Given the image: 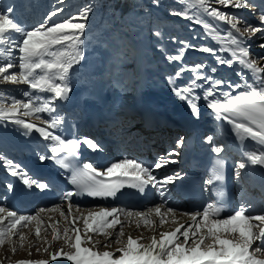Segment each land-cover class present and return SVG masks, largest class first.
Instances as JSON below:
<instances>
[{"label": "snow or ice", "instance_id": "1", "mask_svg": "<svg viewBox=\"0 0 264 264\" xmlns=\"http://www.w3.org/2000/svg\"><path fill=\"white\" fill-rule=\"evenodd\" d=\"M195 3L210 17L229 24L230 29L240 33L239 37L230 36L229 42L235 47L224 50L231 51L233 59L249 69L254 77L259 79V85L247 84L246 90L239 94L232 95L229 92H223L221 93L224 97L223 100H208L209 97L215 95L216 89L223 85L224 81L213 80L211 76H205L202 71H199L205 66L195 65L198 71L189 84L174 87L173 90L181 99L189 101L193 113H198V107L193 102V100L199 99L195 95V89L201 87L197 81L211 82L212 87L205 89L204 97L208 101V108L225 119L227 123L233 125L238 136L244 134L264 146V78L260 76L261 73H264V66H259L264 57L249 58L251 53L249 48L245 46L244 40L245 36L250 38L258 32H264V13L259 16L261 26H252L231 12L213 7V4L235 9L255 7L250 0H195ZM12 11L11 8H8L6 12L0 11V41L12 45L8 49L9 54L13 50L18 51L19 72L10 71L17 67V64L13 62L0 63V83L25 84L34 92H48L51 95L45 98L46 103L37 107L29 92L24 91V96L28 98L27 101L14 99L9 108H0V118L8 119L28 130L35 129L45 140L50 139L56 142L50 148L51 157L42 154L39 157L41 162L46 159H58L60 152L76 154L81 143L86 144L92 150H97L98 145L91 138L85 137L82 141L65 140L48 132L46 128L17 118L21 114L28 116L31 113L54 111V102L65 98L70 91L67 83L68 74L74 64L80 63L83 55L79 50V45L82 43L81 37L86 28L90 8L85 7L79 13L66 17L62 21H52V18L58 15V11H62V9H54L47 17V21H52L51 24L46 22L31 30L22 28L11 15ZM172 14L185 19H193L194 23H202V21L190 17L187 10H173ZM241 23L245 25L243 29L237 27ZM204 27L209 28L210 26L204 24ZM10 33H19L20 35L17 37ZM156 34L160 35L159 32ZM181 43L186 44V42ZM66 44L75 48L74 54L65 51H53L55 46L63 47ZM260 46L264 48V44ZM189 47L195 48L193 45H189ZM196 50L212 55H215L217 51L208 46H200ZM49 56L53 59H45ZM66 56H70V58L65 59ZM178 58L170 57L169 59ZM217 60L218 63L228 66L233 63V60H224L219 57ZM212 71L215 72L216 69L213 68ZM176 75L179 77L180 72H177ZM230 87L238 88L240 86L230 85ZM21 109L24 110L22 113ZM42 122L48 128L55 127L57 123L55 120ZM207 139L209 143L212 142V137ZM182 144L183 138L177 141V148L181 147ZM212 151L219 155L223 148L213 146ZM178 155V151L171 150L166 157H160L153 167L158 169L167 163H175L176 161L172 157ZM248 161L253 165H264V149L259 155L255 152L248 153ZM59 162L64 163L63 160H59ZM236 167L244 169L246 163L240 162ZM152 171L153 168L129 159L113 163L104 171H98L90 162L84 163L83 168L74 173L71 180L76 191H66L62 196V199L68 202L67 215L65 216L64 212L60 210V206L40 210L41 212L60 211L61 217L68 222V226L63 229L62 236L55 225H48L52 229V240L63 241L64 245L59 250L49 253L50 258L56 260L63 257L71 264H264V213H249L243 205L240 210L226 217L221 216L220 211L213 204H208L191 213L182 211L180 214L188 216L191 223L180 224L174 231L162 232L159 239L153 236L149 244L142 243V238L133 239L128 236L126 241L122 239L124 232L120 215L123 214L126 218L138 217L139 221H143L146 225L153 223L149 219L148 213L143 211L133 212L117 207L101 206L98 213L92 210H87L85 213L79 205H76L75 207L77 211L81 212V215L79 217L73 216L71 199L73 196L83 193L91 197H114L124 183H116L110 179H99V177H129L127 181L129 186L139 187L141 192H143L144 186L150 183L153 187L163 189L165 185L171 184L179 178V176L168 175L157 180L152 175ZM11 174L13 176L20 175L23 182L29 186L35 182L20 173L18 166L11 170ZM35 183L42 189L47 187L44 183ZM8 187L11 189L12 185ZM159 194L161 197L164 196L163 191H160ZM162 207H164L163 202L148 210L161 217V224L164 223V214L161 213ZM175 211L171 207L167 208L168 213ZM80 219L83 220V229L76 227V223ZM139 221L137 227H139ZM33 222L37 224L35 235L39 239L41 221L38 216L20 215L6 207H0V246L6 241L11 242L13 237L17 235L19 240L23 242L26 236L20 229L27 228ZM118 225L120 226L118 232L108 231L109 229L115 230ZM90 234L103 235L106 241L103 244L104 248H110L113 244L118 246L114 251H100L97 249L100 242L93 243ZM113 234H115L114 240L110 239ZM44 243L47 244L48 241L45 240ZM21 247H23V243H21ZM12 251L15 252L16 249L13 248ZM37 251L39 252L40 249L37 248ZM44 251L48 252V248H44ZM17 264H48V261H18Z\"/></svg>", "mask_w": 264, "mask_h": 264}, {"label": "bare ground", "instance_id": "2", "mask_svg": "<svg viewBox=\"0 0 264 264\" xmlns=\"http://www.w3.org/2000/svg\"><path fill=\"white\" fill-rule=\"evenodd\" d=\"M239 28H243L242 25L238 24ZM219 36H217L215 40L217 43V47L213 46H208L211 48H217L216 54L212 55L207 53L208 55H203L204 53L199 52L195 56L191 57H186L185 61H180V65H178L173 72H168V71H162L161 69V78H157L155 75L154 70H150L147 75H145L143 81L139 84L138 82L135 83V86L137 87V90L133 93H135L132 98L130 107L128 109V112L122 113L118 112V109L114 111V106H115V97H118V93H116L115 97H113L111 94L107 92V90L104 88V82H106L107 75L111 71L109 70L108 67V62H109V57L104 56L102 58V65L98 67L97 60L95 59H88L85 62V67L86 70L88 71V77L97 81L93 85L92 89L89 88H73L70 89V91L66 94L65 98L56 100L54 102V110L55 111H61L63 114L70 115L69 121H64L63 123L60 122L59 120H56L54 118H51L49 116V111L46 112H40V113H31L28 116H26V120L21 119L24 116L19 117V119L30 122L35 125H42L43 127H47L46 124H44L42 121H52L55 120L57 121L55 127L49 128V130L54 133L55 135L59 137H63L64 135L68 134L69 136H73L75 132L78 130L79 133H83L84 135L86 134L85 128H78L76 130V126H81L83 123L81 122L82 119V110H87L89 107L92 105L94 106V110L96 115H93L95 121L96 119L99 120H114L115 122L117 121L116 126L124 124L125 120H132L135 116L136 113H141L144 112L145 114H148L150 117H164L168 118L169 120H173L174 122L179 120V117L185 113H188L192 111V108L190 106V103L188 100L181 99L176 92L173 90L174 87L177 86H184L188 85L190 80L194 78L195 73L198 71V69L195 68V65H204L205 67L203 69H200L199 71H202L205 76H211L213 80H223L224 84L221 85L218 89H216L215 95L213 97H209L208 100L212 99H220L223 96L221 93L223 92H229L230 85H240L243 86L244 89L246 90V85L247 84H253V85H259V79L255 78L253 73L241 65L238 61L233 59L231 51H226L224 49H230L234 48L235 46L231 45H223V41L229 40L230 41V36H237L239 37L238 32L235 30H225L222 29L220 32ZM214 37V36H210ZM246 39V37H245ZM244 39V40H245ZM135 40V39H134ZM254 41V40H252ZM194 46V45H193ZM200 46H207L206 43H199L198 46H195V48H199ZM245 46L249 48V45H246V40H245ZM193 49V47H192ZM257 48H249L250 51L256 50ZM196 50V49H195ZM258 51V50H257ZM251 53L249 58H255V57H264V52L262 54H258V52ZM205 56V57H203ZM203 57V58H201ZM217 57L220 59L224 60H233V63L231 66H228L226 64H220L218 63ZM194 60L193 62L191 61ZM259 66H264V60H261L259 63ZM215 68L216 71L213 72L212 69ZM242 69L245 71L243 76L238 75V71ZM38 72L40 70H37ZM107 71V75L104 79H100L97 75L102 74L103 72ZM146 72V71H145ZM177 72H180V76L177 77ZM173 73V75H172ZM43 74V73H41ZM261 78H264V73L260 74ZM157 78V79H155ZM174 78V79H173ZM57 82V81H56ZM112 83V82H111ZM111 83L109 86H111ZM198 84L201 85V87L195 89V95L199 97V99L193 100L194 103H196L198 107V116L194 118L196 120L197 124L203 128V130L207 131L205 132V135H209V137H212V139H216V137L222 139V143H215V145L221 146L223 149H225V152L228 154H231L232 156L237 157L236 153H239V149L243 148L244 150V155L245 158H248V153L253 152L254 146H251L250 143L244 142L242 138H239L237 141L232 137V135H221L220 130H221V125L223 124L221 122V119L218 120L219 116L215 112H213L210 108H208L207 103L208 101L205 100V89L212 87L211 82H205L203 80L197 81ZM72 86V85H71ZM224 86V87H222ZM235 89V88H234ZM30 92L33 95H30L32 100L34 101L35 106L39 107L42 104L46 103L45 98L50 96L51 93L48 92H34L33 90L29 89ZM132 93V94H133ZM125 97H128L125 95ZM119 98V97H118ZM224 98V97H223ZM123 100V99H122ZM122 100L120 101V104H122ZM25 101V100H24ZM64 103H69L72 107H74V111H68L64 107ZM23 111H21L22 113ZM119 113V114H118ZM89 114L86 113L85 116H88ZM91 115V114H90ZM121 115V116H120ZM91 117V116H90ZM18 118V117H17ZM12 125L10 134L12 138H15L19 142H24V137L20 133H15L12 132V129L14 128L15 123L11 122H3L1 124V127L3 130H1L2 134L6 136V139H3L2 141L12 145L9 139L10 134L6 129V125ZM122 126V127H124ZM129 127L130 126H125ZM133 129L129 131H125L127 135H130L132 133ZM5 132V133H4ZM168 134V133H166ZM42 137V136H41ZM28 138L30 139L31 136L28 135ZM171 141H174V138L172 136L169 137ZM168 139V140H169ZM44 141L45 139L42 137L40 138L39 142ZM15 141V140H12ZM48 144V142L46 143ZM164 144V145H163ZM162 146L166 147L165 143H163V138L160 140V145L155 148V151H160L162 149ZM42 147L40 144H35L32 142L31 148L33 149V153L37 152L38 149ZM174 150L173 148H170L164 153H160L158 157H156L153 161L152 164L150 165V168H153L152 175L156 177L157 180L162 179L165 176L168 175H173V176H178L176 174V170L172 167V163H167L163 167L155 169L153 166L155 163L159 160L160 157H165L169 153V151ZM259 155V154H257ZM3 156L0 155V161H2ZM175 157H172L174 159ZM124 159L120 161H115L113 163H119L123 161ZM140 161V160H139ZM240 161V160H239ZM4 162V161H3ZM110 165V166H111ZM253 166V164L251 165ZM259 170L261 172L264 171V165H259L257 164ZM0 175H2L3 179H9V171L6 169L5 165H2V168L0 169ZM36 182V181H35ZM32 183L31 186H26L24 182H21V185L25 188L27 193H21V192H15L13 194H8L6 196H2L0 198V207H6L9 210L15 211L16 213L20 215H36L41 221V224L39 225L41 229V235L49 229L48 225L54 224L55 226L61 228H65L68 226V222L64 220L61 215L60 211H44L41 212V209H49V208H54L56 206H60V210L64 212L65 216L67 215L68 212V203L67 201L62 199V196H55L53 194H43V189L37 186V183ZM172 184H167L164 186L163 189H160L159 187L157 188L158 195L157 198L155 199L154 205L152 207H148L145 210H133V212L136 211H143L145 213H148L149 219L153 222L149 225H146L143 223V221H139L138 217H131V218H126L123 214L120 215V220L123 223V232L124 236L122 237L123 240H127L128 236H131L133 239L137 238H142L141 242L144 244H149L151 238L153 235L159 239L160 233L162 232H170L174 231L180 224H188L191 223L190 219L186 215H181L180 213L183 211L185 212L184 204L180 202L171 192ZM160 191L164 192V196H160ZM33 202V205L31 207L32 211L27 212L26 209H24L23 204L18 206L17 204H21L22 202ZM164 203V207L161 208V213L163 215L164 223L167 225L165 226L164 230H161V227L163 224L160 223L161 217L157 216L155 212H149L148 210L150 208H154L157 205H160L161 203ZM204 202V201H202ZM18 206L19 208H16ZM171 207L175 209L176 211L174 213H168L167 208ZM81 210H84L85 213L87 210H92L94 212H99L100 208L98 207H92L88 209L82 208ZM34 211V212H33ZM125 211H131V210H125ZM73 216L74 217H79L81 215L80 211H77L76 207L73 206L72 209ZM33 213V214H32ZM45 220L43 221V219ZM56 221V222H55ZM139 221V227H137V222ZM166 221V222H165ZM76 227L83 229V220L80 219L76 223ZM119 225L115 230L109 229L108 231H112L113 233L119 231ZM37 228V224L35 222L29 224V226L25 228H21L20 230L25 234L26 239L21 242L19 240V236L16 239V244L15 245H20L21 243L25 244V241H28V244L30 247H34L33 250H37V243L35 242L37 240V237L35 235ZM168 229V230H166ZM139 230H145V234H140L138 233ZM166 230V231H165ZM61 232V231H60ZM51 234V233H49ZM62 235V234H61ZM83 235V233H82ZM96 237H100L102 240L100 243L97 245V249L100 251H114V249L118 246L113 244L112 247L110 248H104L103 244L106 242L105 238L103 235H95V234H90ZM52 239V237H51ZM93 239V238H92ZM110 239L114 240L115 239V234H113ZM147 239V241H146ZM51 242V241H50ZM96 241L93 240V243ZM39 243V241H38ZM259 243V242H257ZM42 244V243H41ZM53 247L57 246L54 250L51 247L48 248L47 255L45 256H31L27 257L25 256L26 251H21L19 254L20 256L18 258L16 257H9V258H1L0 264H3L2 262L7 260L5 264H17L18 261H41V260H47L48 264H71L70 261H67L63 259V257L57 258L56 260H52L49 256V253H53L57 250H59L61 247H64L61 245V241H53ZM56 244V245H55ZM25 246V245H24ZM85 246H91V245H85ZM26 247V246H25ZM36 247V248H35ZM42 247V246H41ZM67 251V249L65 248ZM46 253V252H45ZM44 253V254H45ZM119 255V253H116Z\"/></svg>", "mask_w": 264, "mask_h": 264}, {"label": "rangeland", "instance_id": "3", "mask_svg": "<svg viewBox=\"0 0 264 264\" xmlns=\"http://www.w3.org/2000/svg\"><path fill=\"white\" fill-rule=\"evenodd\" d=\"M3 1H5V3H6L5 12L7 11V9L9 7H11V9L13 10L12 12H20L23 9L22 5L25 4V0H3ZM151 1L153 2V4L161 7L162 9L164 8L165 11L167 10V12L163 11V13H166V15L172 19H175L174 17H176L175 15L172 14L173 10H180V11L187 10L190 17H193L194 19L202 21V23H194L193 19H186L187 23L192 22L193 24H195V26L198 25L199 30L195 29L196 27L194 28V26H191V25L190 26L188 25L187 27L183 26V25H179V24L175 23L170 18H166V19L165 18H163V19L157 18V20L155 22H152V25H154V28H156V29L162 28V33L160 35L156 34L155 36H156V39L159 40V42H161L162 49H161V47H159V50H161V52H162L163 60L165 62L164 67H165L166 71H168V72L172 71L171 68L173 66V63H176V61H177V59H169L170 57H179L178 59L181 58V56H178V55H182V57L184 55H186L185 57H189L188 53H189V50L192 48V47H189L190 43L193 44L194 46H198L199 43H206L207 42L206 43L207 46H210V44H208V43H211V42H209L208 39L206 38L207 34L211 33V32L214 33L215 35L218 34V33H216V30H218L220 28L216 25V21H214L213 17H210L209 15H207V13H205L202 9L200 10V9H196V8L191 7L187 2H184L185 0H158V2H157V0H151ZM32 3H33V0H27V2H26L27 5H30L29 9L32 12V14L34 16H36L35 20L37 21L36 22L37 26L44 24L46 22L48 24H51L52 21H62L66 17H71V16H74L75 14L79 13L85 7L90 8L88 19L86 21V28L84 30L83 36L81 37L82 43L79 45V50H80V52L82 51V49L83 50L84 49L90 50V52H92L91 57L94 56L95 58H99V59H101V57L103 55H107V54L113 53V52L115 53V56H116L115 58L117 60V62H115V63L117 65V69H116V72L113 73L112 76L114 77V80L118 85L117 90L122 89L124 86H130L131 87L130 90L124 92L128 95V97H125V95L120 94V93L117 94V95H119L118 97L123 99V100H122V104H119V105H117V103L115 102L114 111L116 109H118V112L124 113L123 111H125L127 109V107H126L127 103L129 104V107H130L132 98L134 97L133 96L135 94V93H133V88L135 87L134 83L142 80V77H144L145 71L147 69H150L149 67H151L146 60L148 52L146 51L147 52L146 55H143V49L145 46L147 47L150 45V42L146 41V37L148 36V33H147L148 32V25L151 22L150 21L151 17L153 16L152 11L149 10L148 8H147L148 10L144 9V8H143L144 10L142 8L140 9V8H138L139 7L138 2H132L130 0H40L41 6L36 8V9H34L33 6H31ZM213 5H214V7H216V5H218V4H213ZM217 8L223 9L222 11H225V12H231L236 17L241 18L242 21L247 22L248 25L260 26L258 24L259 20H257V17L251 15L252 10L250 8H241V9L224 8L222 5H218ZM252 8H256V7H252ZM54 9L55 10L62 9V11H58V15L53 17L52 21H47V17L49 15V13H51ZM134 10H137V11L135 12ZM237 12L241 13L242 15L241 16L236 15ZM136 13L144 15V18H140V19L134 18V20L136 21L135 22L136 26L134 28H133V22L131 21L132 19L130 20L129 24L131 25V28H129L127 30V32L129 33L128 36L130 38V45L128 42V45L124 46V47L122 46V49L120 50V52H118V48H117L115 43L116 42L117 43L126 42V40H124V39H128L126 34H124L122 36L118 34L119 30L121 31V30L125 29L124 27H128V25L125 26L124 23L121 22L120 20H122V18H125L127 16L136 15ZM20 14H22V13L20 12ZM41 14H42V16L39 17ZM146 14H148V15L145 16ZM245 15L248 16L247 18L250 19L251 22L254 21V23H250L249 21L245 20V18H244ZM177 17L183 18L181 16H177ZM251 17H252V19H251ZM119 23H121L120 28H119ZM204 24H208L210 27L205 28ZM240 25H242L243 27L245 26L243 23H241ZM93 30H96L98 32L93 33ZM102 31L104 32L103 34H102ZM173 32H174V34H173ZM206 32H208V33H206ZM134 33L142 35V37H141L142 38L141 39L142 44L141 45L139 44L137 48L131 47L132 45H134V43L132 41V35ZM107 34L109 37H111V39L108 38ZM113 35L116 36L115 40L112 38ZM117 35H119V36H117ZM248 40L252 45L253 44L258 45L255 47L258 50L264 49V48H261V46H260L261 44H264V32H258L255 35L248 38ZM252 40H254V41H252ZM128 41H129V39H128ZM181 42H186V44L181 43ZM178 44L181 45V46H179V48L172 49V45H178ZM3 45L6 48V52H8V49L11 47V45L7 42H4ZM65 47L67 48V53H69V54L75 53V48L73 46L66 44ZM217 48H214V49L217 50ZM195 49H198V48L196 47V48H193L192 50L195 51L196 54H198V51ZM60 51H64L63 48H61ZM125 51H127V54L125 53ZM102 52H106V53H102ZM3 53H4V51L0 47V59L1 58L3 59V57H4ZM11 54L13 55V57L16 58L17 55L15 56V54H18V53L11 52ZM203 55H208V54L204 53ZM203 57H205V56H203ZM203 57H201V58H203ZM47 58L48 57H45V59H47ZM69 58H70V56H66L65 59H69ZM92 59H94V58H92ZM48 60H50V59H48ZM185 60L186 59L184 58L182 61H185ZM191 61L193 62L194 60L191 59ZM16 64H17V67L11 69L10 71L16 72L17 70H19L18 63H16ZM127 65H129V66H127ZM70 74H74L70 78L71 82H73V80H72L73 78H76L78 80V83L82 85L83 80L78 79V77H80V75H82L83 79L86 80V77H84L83 70L80 66V63L73 65V67L70 69L68 75H70ZM155 79H157V78H155ZM4 84H6L7 86H4ZM68 85H69L70 89L74 88L70 84H68ZM6 87L11 88V90H9V91L6 90L7 89ZM75 88H79V86H76ZM24 91H28L29 95H33L30 92L28 85L12 84V83H8V82L0 83V108L7 109L10 105H7L6 102L10 103V104L12 103L9 100L6 93L8 95H15L16 98H22L23 100L27 101L26 97L23 94ZM129 95H131V96H129ZM123 103H124V107H123ZM129 107H128V109H129ZM20 111H24V110L21 109ZM127 112H128V110H127ZM22 116H24V115H22ZM21 119H23V118H21ZM1 124L2 123H0V131L3 130L1 127ZM6 126L7 127L5 130H7L9 132L8 134H10L11 129H9V127L11 128L12 125L10 124V125H6ZM125 126H126V124H125ZM125 126H124V128H126ZM8 136L10 137L12 135L10 134ZM44 220H45V218L43 219V221ZM51 225H54V224H51ZM165 226H167V225L164 223V225H162V227H161V230H164V228H166ZM57 228L59 230V234L63 235V229L64 228H61V229L59 227H57ZM166 230H168V229H166ZM49 233H51V234H49ZM138 233L145 234L146 231L145 230L144 231L139 230ZM17 237H13L11 242L6 241L2 246H0V259L1 258L2 259L3 258H9V257L18 258L20 256L19 253L21 251H26L25 256H27V257H31L33 255L36 257H38L40 255L45 256V255H47V252L45 253L44 248H46V247L47 248L51 247L52 249L54 248L53 244H51V243H53V240L51 239L52 229L50 227L47 230V232L43 233L40 236V238L35 241L37 243V246H38L37 248L40 249L39 252L37 250L35 252V250H33L34 247H30V245L28 244V241H25L26 243L23 244V247H21L20 245L14 246V242H15V244L17 242L16 241ZM92 238H93L92 241L94 240V241L100 242L102 240L100 237H96V236H93ZM45 240L48 241L47 244L44 243ZM38 241H39V243H38ZM146 241H147V239H146ZM61 245H63V241H61ZM56 247L57 246H55V248ZM13 248L16 249L15 252L12 251ZM55 248H54V250H55ZM6 262H7V260L3 261L2 263L5 264ZM0 263H1V261H0Z\"/></svg>", "mask_w": 264, "mask_h": 264}]
</instances>
